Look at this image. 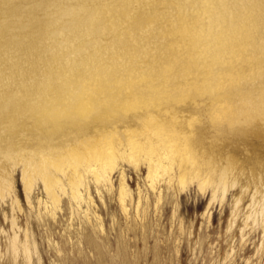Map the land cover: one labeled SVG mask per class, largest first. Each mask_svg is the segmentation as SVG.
Returning a JSON list of instances; mask_svg holds the SVG:
<instances>
[{
	"label": "bare ground",
	"instance_id": "1",
	"mask_svg": "<svg viewBox=\"0 0 264 264\" xmlns=\"http://www.w3.org/2000/svg\"><path fill=\"white\" fill-rule=\"evenodd\" d=\"M247 139L264 143V0H0V206L12 210L0 233L12 260L32 253L8 163L50 227L64 202L88 220V185L111 190L117 160L144 166L157 200L192 180L223 196L224 163ZM239 173L260 191L262 170ZM124 192L122 169L119 206L137 215Z\"/></svg>",
	"mask_w": 264,
	"mask_h": 264
},
{
	"label": "rangeland",
	"instance_id": "2",
	"mask_svg": "<svg viewBox=\"0 0 264 264\" xmlns=\"http://www.w3.org/2000/svg\"><path fill=\"white\" fill-rule=\"evenodd\" d=\"M234 155L236 161L224 163L223 196L222 184L217 185L212 197L210 180L201 186L192 180L176 197L169 190L158 200L144 187V166L135 170L117 160L111 190L88 185L93 198L90 218L69 216L62 195V209L56 210L57 221L51 220L50 227L26 204L19 164L8 163L11 193L17 196L20 207L16 205L13 212L18 224L30 233L32 255L27 264H264V229L259 218L255 226L252 223L255 202L261 201L264 192V143L247 139L239 143ZM239 167L246 173L249 169L262 170L259 192L252 194L254 186L251 181L246 185ZM122 169L123 195L130 211L139 200L137 215L125 216L119 206ZM36 193L37 187L33 190ZM11 212L7 203L0 206V228L6 231ZM4 243L0 233V264H23L20 254L15 258L18 263L12 260Z\"/></svg>",
	"mask_w": 264,
	"mask_h": 264
}]
</instances>
